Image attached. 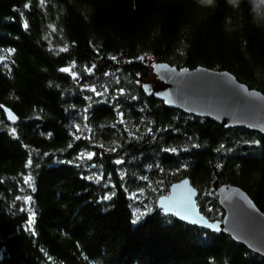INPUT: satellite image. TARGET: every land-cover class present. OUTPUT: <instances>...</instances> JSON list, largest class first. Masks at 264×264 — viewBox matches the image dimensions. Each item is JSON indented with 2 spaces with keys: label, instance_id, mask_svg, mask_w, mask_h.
I'll list each match as a JSON object with an SVG mask.
<instances>
[{
  "label": "trees",
  "instance_id": "16d2710c",
  "mask_svg": "<svg viewBox=\"0 0 264 264\" xmlns=\"http://www.w3.org/2000/svg\"><path fill=\"white\" fill-rule=\"evenodd\" d=\"M38 5L0 0V106L18 117L9 122L0 107V264H264L229 236L157 205L189 178L201 213L222 220L211 191L219 176L264 213V136L169 109L144 92L158 80L153 65L166 63L228 71L264 94V0ZM105 193L115 195L101 202Z\"/></svg>",
  "mask_w": 264,
  "mask_h": 264
},
{
  "label": "water",
  "instance_id": "95a60500",
  "mask_svg": "<svg viewBox=\"0 0 264 264\" xmlns=\"http://www.w3.org/2000/svg\"><path fill=\"white\" fill-rule=\"evenodd\" d=\"M155 65L152 69L158 80L144 87L147 97L163 102L169 109L207 118L224 129L244 128L264 136V94L260 91L250 89L228 71L197 67L184 72L185 68L166 63H160L164 67ZM2 109L7 118L6 110L11 109ZM211 191L224 211L222 220L211 221L201 213L199 191L189 178L173 183L157 205L165 216L212 233H223L264 257V213L253 199L237 186L221 184L219 176Z\"/></svg>",
  "mask_w": 264,
  "mask_h": 264
},
{
  "label": "snow or ice",
  "instance_id": "6c2138e0",
  "mask_svg": "<svg viewBox=\"0 0 264 264\" xmlns=\"http://www.w3.org/2000/svg\"><path fill=\"white\" fill-rule=\"evenodd\" d=\"M45 4H46V0H39V5H38V6L41 7V8H44V7H45ZM25 8H30V5L26 4V5H25ZM261 15H264V13H261ZM24 27H25L26 29L28 28V24H27V22L24 23ZM65 50H66V49H62V51H65ZM11 51H14V49H9V52H11ZM3 59H4L3 57H0V60H3ZM110 59H111V60H116L117 58H116L115 56H111ZM139 59H140V60H144V59H146V57L141 56V57H139ZM73 66H74V63H73ZM155 67H164V66H163V65H160V64H157V65H155ZM95 68H96V65H95V64H93L90 68H89L87 65L85 66V70H86V72H88L89 74H91ZM59 71L62 72V73H69V72H70V69H69V67H61V68L59 69ZM183 71H184V72H187L188 70H187V69H183ZM71 74H72L73 78H77V77L79 76V74H78V73H75V72H73V73H71ZM105 75H107V73H105ZM137 83H140V82L137 81ZM144 87L147 88L146 85H145ZM90 90H91L93 93H95L96 96H105V95H107L106 92H98V91L96 90V88H94V87L91 88ZM119 91H120L121 95H124V94H125V93H124V89H120ZM129 98H130L131 100H133V101H135V100L137 99L136 96H130ZM86 99L91 100V97H86ZM97 102H99V101H97ZM0 107H3V106H0ZM6 111H7V118H8L10 121H12V122H16V121H17V116L14 115L13 112H12L11 110H6ZM141 111H143V109H141ZM85 112H87V109H85ZM119 115H120V117H121V119H120L119 122H120L121 124H123V123H124V119H123V118H124V113H123V112H119ZM84 119H87V116H85ZM112 127L115 128V124L112 125ZM161 130L166 131L167 129H161ZM147 132L151 135V134L153 133V129H152L151 127H149V128L147 129ZM11 134H12L13 136H15L17 139L19 138L18 135H17V128H16V127H12V128H11ZM47 135H48L49 137H51V136L53 135V133H52V132H48ZM130 135H132V134L130 133ZM134 138L139 139V137H134ZM77 139H79V137H77ZM252 143H253V144H259L260 142H259V141H252ZM101 147H103V146L101 145ZM194 147H200V145L197 144V145H194ZM223 147H224V146L221 145V148H223ZM115 150H116L115 148L111 149V151H115ZM220 150H221V149H217V151H220ZM163 151H164V152L175 153L177 150H176V148H165V149H163ZM94 155H95V153H93V152H89V153H88V157H89V158H91V157L94 156ZM80 158H83V157H80ZM28 163L31 164L32 161L29 160ZM115 163H117V164H121L122 161L118 159V160L115 161ZM93 167H95V165H93ZM101 175H102V174H101ZM123 178H124V177H121L122 180H123ZM87 179H91V177H87ZM140 179H142V180H147L148 177H146V176H141ZM30 180H31V177L29 176V177H27L26 182H27V181H30ZM185 183H187V182H185ZM105 187H108V185H105ZM113 187H115V186L113 185ZM192 191L194 192L195 190L193 189ZM114 195H115V193H105V194L101 197V202L110 199V198H111L112 196H114ZM17 199H20V198L17 197ZM24 199H25L26 201H31L32 198H31L30 196H28V197H25ZM21 210H23V209H21ZM29 211H30V213H31V216H32V217H35V215H36L35 212L31 211V209H29ZM184 211L187 212V211H188V208L185 207V208H184ZM177 215H179V213H177ZM137 219H139V218H137ZM135 222H136V221H133V223H135ZM28 223H29V224H32V223H33L32 219H29V220H28ZM217 231H219V229H217ZM46 255H47V254H46ZM49 258H50V257H49ZM225 264H227V262H225Z\"/></svg>",
  "mask_w": 264,
  "mask_h": 264
}]
</instances>
